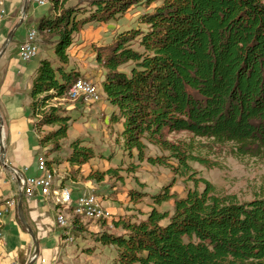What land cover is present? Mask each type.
I'll use <instances>...</instances> for the list:
<instances>
[{"label":"trees","instance_id":"16d2710c","mask_svg":"<svg viewBox=\"0 0 264 264\" xmlns=\"http://www.w3.org/2000/svg\"><path fill=\"white\" fill-rule=\"evenodd\" d=\"M66 1L54 0L55 13L36 23L39 35L57 36L56 61L41 59L31 89L38 132L56 127L41 143L66 138L71 126L72 116L48 107L50 101L67 95L79 77L96 79L70 66L75 34L90 22L108 23L141 8L137 25L118 31L97 52L105 71L98 85L114 106L111 121L123 125L117 139L124 149L195 182L183 197L171 193L170 185L152 196L155 204L174 199L171 216L153 207L145 220H116L125 233L97 237L116 247L114 264H264V195L241 202L218 193L191 166L204 161L196 144L163 137L187 131L233 143L240 157L264 156V0H92L90 8ZM146 141L169 154L146 156ZM72 147L73 166L96 156L90 144L75 140ZM114 172L92 177L103 180ZM79 219L72 230L80 228Z\"/></svg>","mask_w":264,"mask_h":264},{"label":"rangeland","instance_id":"374dc122","mask_svg":"<svg viewBox=\"0 0 264 264\" xmlns=\"http://www.w3.org/2000/svg\"><path fill=\"white\" fill-rule=\"evenodd\" d=\"M91 1L67 0L66 6L90 8ZM28 2V11L33 19L51 16L55 13L54 0L45 4L44 7L38 6L31 0ZM140 13L141 8L134 7L124 17L117 20L108 23L90 22L83 26L75 34L74 44L70 47V66L79 69L83 74L90 72L96 77L95 83L101 85L105 71L97 59V52L105 51L118 31L131 25H137L136 18ZM23 31L22 25L15 33L14 40L18 39ZM39 38L38 58H51L56 61L52 50L57 38L56 34L45 33L39 35ZM99 90L101 92L100 88ZM51 105L59 106L65 114L72 116L69 121L71 126L66 138L42 144L46 149L41 150V156L50 164L55 160L52 164H55L57 169L59 168V173L64 178L63 185L60 184V186L66 187L64 183L68 180L67 183L71 189L92 193L94 190L104 200L112 215L102 220L79 217L80 228H74L71 232L73 240L65 243L61 242L62 231L60 230L62 228H66V231L70 230L68 227L70 225L64 226L57 221L59 230L51 235L53 237L46 245L53 247L56 243L61 244L60 247L64 249V252L63 260L59 259L60 264H114L117 256L116 247L99 242L97 237L104 232L125 233L122 226L118 227L114 224L116 220L121 218L145 220L153 207L160 211H168L171 216L174 212V199L155 204L152 196L170 185L171 193L177 197H183L195 187V182L188 176L176 174L170 167L152 164L146 159L140 160L136 150L128 153L121 141L117 139L123 125L120 122L111 121L114 106L103 93L102 100L99 102L90 103L84 98H75L67 94L52 99L48 107ZM55 129V126L44 125L41 136H46ZM163 137L175 143L191 141L196 144V150L203 156L204 161L203 163L193 161L191 166L197 172V177L209 180L218 193L235 195L241 202L251 200L257 195H264V156L240 157L234 153L233 143H217L213 139L195 137L187 131H166ZM75 140H79L83 145H92L96 154L94 158L80 167L73 166L68 160L74 149L72 142ZM146 143V156L169 154L156 144L149 141ZM172 164L178 166L175 159H172ZM109 168L115 170L114 174L105 175L103 180L92 177L93 174L105 172ZM13 183L17 190L19 186L17 180ZM203 186L201 182L200 188L203 189ZM44 202L46 206H51L50 199ZM65 206L60 207L63 209Z\"/></svg>","mask_w":264,"mask_h":264},{"label":"crops","instance_id":"0c3cea01","mask_svg":"<svg viewBox=\"0 0 264 264\" xmlns=\"http://www.w3.org/2000/svg\"><path fill=\"white\" fill-rule=\"evenodd\" d=\"M26 4L27 15L22 20ZM28 10V0H0V52L10 34L15 31V35L22 25L24 28L18 39L14 40L13 35L12 41L0 57V207L9 199L17 200V206L4 213L1 218L0 264H27L36 248L33 236L19 216L20 188L18 186L16 190L13 185L15 180L19 185L13 169L21 171L29 166V172L36 173L37 161L42 157L41 150L46 149L40 141L41 135L36 128L31 108V89L41 59L37 57L25 62L19 55L20 43L28 28L32 24L36 27L40 19H33ZM63 179L59 173L53 188L49 192L45 191L46 200L41 196L29 197L23 194L24 212L37 235L40 248L34 264H60L59 259L63 260L64 249L60 247L61 244L56 243L53 247L46 245L53 237L51 235L59 230L57 215L62 209L59 186L63 185ZM67 182L69 181H65L64 185L69 186ZM70 184L73 186V183ZM49 199L51 206H46L44 201ZM61 201L63 202L62 197ZM60 237L61 242L65 243L63 236Z\"/></svg>","mask_w":264,"mask_h":264},{"label":"built area","instance_id":"2783aa9c","mask_svg":"<svg viewBox=\"0 0 264 264\" xmlns=\"http://www.w3.org/2000/svg\"><path fill=\"white\" fill-rule=\"evenodd\" d=\"M40 7H44V0H31ZM27 15V13H26ZM25 15V17H26ZM24 17V19H25ZM23 19V20H24ZM40 53V39L35 37L33 24L28 28L27 33L25 34L22 42L20 43L19 55L22 61L29 62L39 56ZM74 91H80L89 97V102H99L102 98L98 95V91L94 85V81L82 80L81 77L77 78L76 84L73 88ZM43 157L39 158L36 164V173L29 172L30 167L25 166L23 170L13 169V173L19 181L20 192L23 194L32 197V196H41L46 200L45 195V179L39 173V163ZM59 172V169H58ZM58 174V173H57ZM88 190V189H87ZM93 193L98 194L94 190ZM61 194H68L69 200L72 196H79V207H89L94 211H99L102 213L112 212L107 208V206H96L95 202H88L85 199V190L71 189V187H64L60 189V202L61 205H68V202L61 201ZM17 206V200L12 198L6 201L4 205L0 207V224L1 218L3 217V208H15ZM62 219V218H61ZM62 236L65 242L72 241L73 238H66V228H62Z\"/></svg>","mask_w":264,"mask_h":264},{"label":"bare ground","instance_id":"6f19581e","mask_svg":"<svg viewBox=\"0 0 264 264\" xmlns=\"http://www.w3.org/2000/svg\"><path fill=\"white\" fill-rule=\"evenodd\" d=\"M51 2V0H44V5ZM34 29V35L35 37L39 38V31L37 27H33ZM82 80H90L88 77H81ZM76 80L72 82V84L69 87L68 94H70L72 97L75 98H84L86 102H89V97H87L84 93H81L80 91H74L73 88L76 84ZM96 90L98 91V95L102 98V93L100 92L98 86L94 83ZM39 173L40 175L45 179V191L49 192L57 179V175L59 174L57 168L51 165L47 159L42 158L39 163ZM58 173V174H57ZM59 189H64V187L61 185L59 186ZM70 187V186H68ZM61 197L63 199V202H68V205L65 206V208L61 209L59 211V214L57 215V221L61 223L64 226L70 225V230L68 229L66 231V238H73L72 227L75 223L74 220L78 217H86L90 219H96V220H102V219H108L111 217L109 213H102L99 211H94L93 209L89 207H79V196H72L69 200L68 194H61ZM85 199L88 202H95L96 206H106L104 203V200L101 198L100 195L94 194L92 192H85ZM69 209V210H67ZM11 208H3V214L7 211H10ZM70 212V213H69ZM71 213L72 216H71ZM62 218V219H61ZM71 219V220H70Z\"/></svg>","mask_w":264,"mask_h":264},{"label":"water","instance_id":"95a60500","mask_svg":"<svg viewBox=\"0 0 264 264\" xmlns=\"http://www.w3.org/2000/svg\"><path fill=\"white\" fill-rule=\"evenodd\" d=\"M27 9H28V5L26 4V7L24 8V12H23V18L22 20L24 19L26 13H27ZM21 20V21H22ZM14 32L13 31L10 36H9V39L4 47V49L0 52V57L3 55V53L5 52L6 48H7V45L12 41V38H13V35H14ZM18 209H19V216H20V219L23 223V225L28 229V231L31 233V235L33 236L34 240H35V252L33 254V257L32 259L30 260V262H28L27 264H34L36 258L39 256L40 254V248H39V242L37 240V235L35 234L33 228L31 227V225L29 224L28 220H27V217L25 215V212H24V208H23V193L20 192V201H19V205H18Z\"/></svg>","mask_w":264,"mask_h":264}]
</instances>
